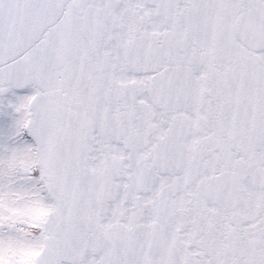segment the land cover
<instances>
[{
    "label": "snow or ice",
    "instance_id": "obj_1",
    "mask_svg": "<svg viewBox=\"0 0 264 264\" xmlns=\"http://www.w3.org/2000/svg\"><path fill=\"white\" fill-rule=\"evenodd\" d=\"M0 264H264V0H0Z\"/></svg>",
    "mask_w": 264,
    "mask_h": 264
}]
</instances>
